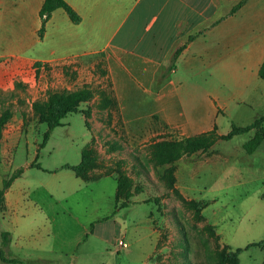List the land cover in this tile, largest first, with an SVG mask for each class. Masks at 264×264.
Here are the masks:
<instances>
[{"label":"rangeland","instance_id":"obj_1","mask_svg":"<svg viewBox=\"0 0 264 264\" xmlns=\"http://www.w3.org/2000/svg\"><path fill=\"white\" fill-rule=\"evenodd\" d=\"M103 57L87 58L76 70L37 71L16 81L19 85L12 92L0 95V121L6 116L0 126V187L16 166L30 159V144L40 145L47 130L32 106L49 93L85 87L91 96L52 131L39 149L38 163L48 170L77 165L84 148L94 164L89 177L123 175L130 184L132 197L126 208H114L113 180L100 183V197L93 204L72 211L59 204L55 224L61 227L54 237L69 240L99 217L95 225L108 229V240L104 244L90 238L94 243L65 247V254L45 255L47 262L42 264H229L221 262V255L237 249L242 250L238 264H262L264 250L245 248L264 239V143L246 154L243 145L255 133L249 131L220 140L207 152L158 164L153 155L156 144L200 135L196 120L176 112L172 119L160 118L153 87L116 80ZM257 107L232 109L229 116L219 118L221 136L232 126L246 128L262 117L264 111ZM7 144L17 150L11 162L5 157ZM120 239L127 249L118 248Z\"/></svg>","mask_w":264,"mask_h":264},{"label":"crops","instance_id":"obj_2","mask_svg":"<svg viewBox=\"0 0 264 264\" xmlns=\"http://www.w3.org/2000/svg\"><path fill=\"white\" fill-rule=\"evenodd\" d=\"M63 1L80 23L74 25L58 9L40 40L44 0H0V95L37 71L76 70L87 58L104 55L107 71L116 80L153 87L160 118L172 119L176 112L196 120V133L216 128L222 135L219 118L232 109L259 106L264 111V82L258 76L264 61V0H247L234 13L241 0ZM38 146L30 144V159L15 167L23 173L5 191V210L0 213L1 233L10 234L9 259L17 264H42L45 255H63L65 247L94 243L90 238L107 243L108 229L95 225L99 217L69 240L54 237L61 227L55 224L59 204L69 205V211L93 204L100 197V183L113 180L115 208L113 177L87 182L62 169L65 164L48 170L38 161L41 169L30 168L39 158ZM6 147L11 162L17 150L13 144Z\"/></svg>","mask_w":264,"mask_h":264},{"label":"trees","instance_id":"obj_3","mask_svg":"<svg viewBox=\"0 0 264 264\" xmlns=\"http://www.w3.org/2000/svg\"><path fill=\"white\" fill-rule=\"evenodd\" d=\"M247 0H241L237 3L231 13L237 11L240 7H242ZM63 10L71 23L77 25L80 23L81 18L69 7L63 0H44L43 5L40 10V18H41V26L38 31V37L40 40L43 38V34L45 31V24L48 19L51 17V14L58 10ZM193 38H189L188 41H191ZM182 48L178 49L176 53H174L172 57V61H175L176 58L181 53ZM259 78L264 82V61L261 64V67L258 71ZM19 84L15 85V88L18 87ZM91 96V91L85 87L79 90L71 91V92H62L60 94L49 93L46 100L42 101L39 104H34L32 106V110L34 115L37 117L39 124H44L47 127L46 132L43 134L42 142L38 146L39 149L44 148L47 143L51 132L57 128L62 126V120L67 116L74 114L77 112L78 107L81 103H84ZM6 116L2 118L0 121V126L4 122ZM264 115L259 119L255 120L250 126L246 128H239L232 126L231 131L227 135H218L216 133V128L212 131L203 133L200 135L186 137L181 141L177 142H167L163 141L154 147L153 155L157 160L158 164L166 165L171 164L177 160H179L183 156H191L198 152H207L211 149L215 143L218 141H228L235 136H239L249 131H254V136L247 143L243 145V149L246 154H253L260 144L264 143ZM38 156H36L33 163L30 164V168L41 169L39 164H37ZM94 167L93 161L89 154L82 148L81 150V160L80 163L71 166L68 164L63 165L61 168L72 171L77 177L83 179L87 182H92L98 179L89 177V173L92 171ZM23 173V169L20 168L16 170L12 175L7 179L3 180L0 187V213L5 210L4 203V193L10 187L12 182L19 178ZM117 183V189L115 193V208H126L128 207V201L132 197V193L130 191V184L125 176L119 175L114 178ZM197 205V204H194ZM92 227V226H91ZM9 244H10V234L7 232L1 233V243H0V262L6 264H17L18 262L13 259H9ZM249 247H258L264 250V239L258 243H253L248 245L245 249ZM241 249H237L232 253L221 255V262H227L229 264H238V257L241 253ZM264 264V261L262 262Z\"/></svg>","mask_w":264,"mask_h":264},{"label":"built area","instance_id":"obj_4","mask_svg":"<svg viewBox=\"0 0 264 264\" xmlns=\"http://www.w3.org/2000/svg\"><path fill=\"white\" fill-rule=\"evenodd\" d=\"M116 244H117L118 248L122 249V250L127 249V247H128V245L126 244V242H124L123 239L118 240Z\"/></svg>","mask_w":264,"mask_h":264}]
</instances>
